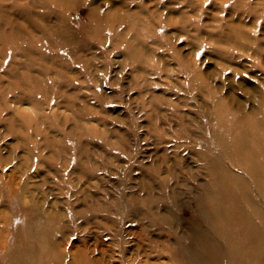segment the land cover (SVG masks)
<instances>
[{"label":"rangeland","instance_id":"obj_1","mask_svg":"<svg viewBox=\"0 0 264 264\" xmlns=\"http://www.w3.org/2000/svg\"><path fill=\"white\" fill-rule=\"evenodd\" d=\"M54 1L0 0V264H178L231 176L264 215L223 127L264 126V0Z\"/></svg>","mask_w":264,"mask_h":264},{"label":"bare ground","instance_id":"obj_2","mask_svg":"<svg viewBox=\"0 0 264 264\" xmlns=\"http://www.w3.org/2000/svg\"><path fill=\"white\" fill-rule=\"evenodd\" d=\"M53 3L62 8L65 7L66 4L68 5L65 0H55ZM10 33H12L10 34L12 38L15 37L16 41L14 44L17 47L19 46L23 51V44L25 43H23L24 40L19 30L16 29ZM43 35L42 38L45 40L44 45L48 48L47 34ZM12 38L6 37V40L11 43ZM42 41L43 40L35 43L31 42L28 43V45L36 46L38 42L41 44ZM223 127L228 129L227 133L233 135V138H235L237 130L240 129L243 143L235 142L231 144L232 149L238 151V155L236 156L244 159L240 161L243 167L246 166V162H254L258 167L252 169L250 174L254 180L255 186L264 193V173L261 169L264 164L259 166L256 159L260 154L264 153V126L252 120H243L231 126L223 122ZM252 140L255 141L256 146L253 144L251 145ZM235 160L239 161L238 159ZM216 162L217 161L214 163L217 164ZM218 166H220L219 163ZM227 175L225 177H227ZM229 178L230 177H228L227 180L228 182L223 184V187L222 185H218L221 188L218 192L219 198L202 196L199 199V207L194 214V220L189 228V236H187L188 242L181 247L179 246L176 250V255L179 257L178 264H244L243 255L241 253L248 234H252V242L255 251L261 253L262 246L259 245V236L258 233L254 231L256 226L249 221L248 210L254 211L263 220L264 215L260 213L261 210L259 208L258 211L256 210L257 208L248 192L245 190L246 188L238 187V183L236 181L234 182V177L231 176L232 180ZM221 179L223 178L221 177ZM245 203H247V205H245ZM196 220H198L197 228L201 227L200 230H198L196 226H193L196 224ZM210 230L220 237L223 245L218 244L216 239H212ZM34 235L36 234H32V236ZM255 260L256 263L259 264L258 257H254V259L247 264H255Z\"/></svg>","mask_w":264,"mask_h":264}]
</instances>
